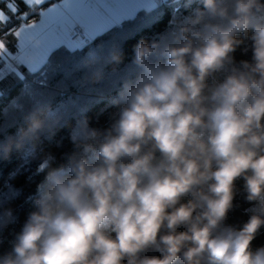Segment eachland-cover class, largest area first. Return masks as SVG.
<instances>
[{
	"label": "clouds",
	"instance_id": "9594fccd",
	"mask_svg": "<svg viewBox=\"0 0 264 264\" xmlns=\"http://www.w3.org/2000/svg\"><path fill=\"white\" fill-rule=\"evenodd\" d=\"M126 68L106 125L82 116L59 162L36 147L46 108L0 141L42 176L0 264H264V0H186ZM237 181L247 219L229 223Z\"/></svg>",
	"mask_w": 264,
	"mask_h": 264
},
{
	"label": "trees",
	"instance_id": "16d2710c",
	"mask_svg": "<svg viewBox=\"0 0 264 264\" xmlns=\"http://www.w3.org/2000/svg\"><path fill=\"white\" fill-rule=\"evenodd\" d=\"M182 14H186V0H165L148 14L152 19L147 26L136 27L146 15L141 11L135 20L125 21L91 40V46L83 45L73 51L64 47L54 49L37 72L16 65L18 72H10L0 79V141L24 126V117L29 112L46 108L47 115L43 118L46 125L52 126L51 131L40 134L36 147L40 155L51 153L59 162L62 154L71 150L69 132L82 116H87L94 126L106 125L113 111L110 101L119 90L120 80L128 74L126 65L137 41L154 38L165 29L170 19ZM127 29H135L130 38L118 44L111 41L114 34ZM7 48L12 53L17 51L14 41H10ZM113 55L121 56V62H114ZM234 55L237 60L248 59L240 49ZM2 67L0 61V70ZM97 73L99 78L94 79ZM57 118L59 123L54 124ZM27 147L29 145H25ZM38 163V160L26 162L22 159V152L15 150L7 160L0 159V211L10 207L18 218L16 223L0 230V254L9 249L13 233L19 230L20 223L31 209L27 198L42 179L41 175H34ZM13 172L15 176L10 179L9 173ZM236 186L238 193L234 205L239 207L229 213V223H242L247 219L243 211L248 205L243 198L242 181H237ZM261 243H264V230L253 241L254 245Z\"/></svg>",
	"mask_w": 264,
	"mask_h": 264
},
{
	"label": "snow or ice",
	"instance_id": "6c2138e0",
	"mask_svg": "<svg viewBox=\"0 0 264 264\" xmlns=\"http://www.w3.org/2000/svg\"><path fill=\"white\" fill-rule=\"evenodd\" d=\"M3 3L5 8H0V61L4 62V68L0 70V79L7 73L17 72L16 65L37 72L53 49L62 45L79 48L69 43V38L87 43L124 21L135 20L138 12L146 15L136 27L147 26L152 19L148 14L157 8V0L141 3L136 0H3ZM97 24H103V29L90 36L85 25ZM77 28L82 29V33H77ZM134 30H121L111 41L118 44L130 38ZM34 40L39 44H34ZM10 41L15 42V53L7 48Z\"/></svg>",
	"mask_w": 264,
	"mask_h": 264
},
{
	"label": "crops",
	"instance_id": "0c3cea01",
	"mask_svg": "<svg viewBox=\"0 0 264 264\" xmlns=\"http://www.w3.org/2000/svg\"><path fill=\"white\" fill-rule=\"evenodd\" d=\"M163 1H165V0H157V6L160 4V3H162ZM136 2L137 3H141V2H143V0H136ZM0 8H5V4L3 3V0H0ZM125 22V21H124ZM85 27L87 28V30H88V32H89V35L91 36V35H93V34H95L96 32H98V31H100V30H102L103 29V27H104V25L103 24H97V25H95V26H93V27H89V26H87V25H85ZM79 29V28H78ZM80 31H81V33H82V29H79ZM93 40V39H92ZM69 43H71L74 47H79V48H75V49H71V48H68L67 46H60V47H64V48H66L67 50H69V51H73V50H79V49H81L82 47H83V44H82V42H81V40H79V41H71V39L69 38V41H68ZM53 43H55V41L53 42ZM56 49V48H55ZM54 50V49H53ZM52 50V51H53ZM51 53V52H50ZM3 62V61H2ZM19 66H23L27 71H29L28 70V68L26 67V66H24V65H19ZM16 68H17V66H15ZM4 68V62H3V67L1 68V69H3ZM17 70H18V68H17ZM18 72V71H17ZM8 74V73H7ZM6 74V75H7Z\"/></svg>",
	"mask_w": 264,
	"mask_h": 264
},
{
	"label": "built area",
	"instance_id": "2783aa9c",
	"mask_svg": "<svg viewBox=\"0 0 264 264\" xmlns=\"http://www.w3.org/2000/svg\"><path fill=\"white\" fill-rule=\"evenodd\" d=\"M77 33H81V31L77 28L76 29ZM73 39H75V36L73 37ZM82 44L83 45H86V46H91V41L85 43L83 40H81Z\"/></svg>",
	"mask_w": 264,
	"mask_h": 264
}]
</instances>
